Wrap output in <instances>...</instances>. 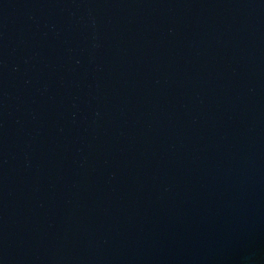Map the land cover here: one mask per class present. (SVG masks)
I'll use <instances>...</instances> for the list:
<instances>
[{
  "label": "water",
  "instance_id": "95a60500",
  "mask_svg": "<svg viewBox=\"0 0 264 264\" xmlns=\"http://www.w3.org/2000/svg\"><path fill=\"white\" fill-rule=\"evenodd\" d=\"M0 264H264V0H0Z\"/></svg>",
  "mask_w": 264,
  "mask_h": 264
}]
</instances>
